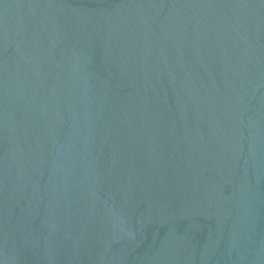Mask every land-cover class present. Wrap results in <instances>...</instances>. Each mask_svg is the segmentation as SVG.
<instances>
[{
  "label": "water",
  "instance_id": "1",
  "mask_svg": "<svg viewBox=\"0 0 264 264\" xmlns=\"http://www.w3.org/2000/svg\"><path fill=\"white\" fill-rule=\"evenodd\" d=\"M0 264H264V0H0Z\"/></svg>",
  "mask_w": 264,
  "mask_h": 264
}]
</instances>
